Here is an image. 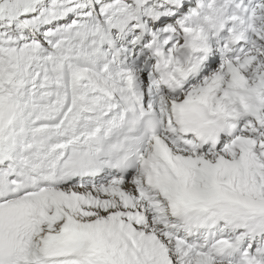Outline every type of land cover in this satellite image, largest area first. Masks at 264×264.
<instances>
[{
    "label": "snow or ice",
    "instance_id": "obj_1",
    "mask_svg": "<svg viewBox=\"0 0 264 264\" xmlns=\"http://www.w3.org/2000/svg\"><path fill=\"white\" fill-rule=\"evenodd\" d=\"M0 264H264V0H0Z\"/></svg>",
    "mask_w": 264,
    "mask_h": 264
}]
</instances>
